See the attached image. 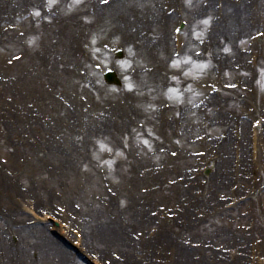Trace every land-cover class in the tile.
I'll list each match as a JSON object with an SVG mask.
<instances>
[{"label":"rangeland","instance_id":"1","mask_svg":"<svg viewBox=\"0 0 264 264\" xmlns=\"http://www.w3.org/2000/svg\"><path fill=\"white\" fill-rule=\"evenodd\" d=\"M2 1L6 3L4 9L8 15L5 11L0 12V159L6 162L0 174L12 178L13 181L5 182L4 189L0 187V264L19 262L45 264L39 252L28 250L29 238L27 242L21 240L22 236H28L29 231H32L31 235L37 232L41 228L39 225L28 226L22 232L24 234L14 232V235H11L4 230L5 225L15 230L18 228H15L14 224L24 225L32 220L30 215L22 214L18 219H10L7 224H3L5 209L9 208L10 202L16 203L14 197L23 199L30 196L35 199L37 208L57 210L58 207L65 206L63 190L77 195L74 204L71 202L67 205L70 213L68 212L64 217L72 220L74 227L81 228L82 225L80 226L78 222H84L87 226L86 214L90 217L100 215L101 209L110 204L109 197L112 195L117 196L113 198L115 204H120L118 209L121 212L127 210L133 196L144 205L147 215L153 219V222L148 226L147 231L143 232L142 227L132 230L131 236L135 240L138 237L147 239L150 233L157 232L160 223H155V220L163 217L167 219L166 213L172 214L175 208L166 204L169 200L166 192L161 189L149 190L144 176L145 170L159 166L161 173H166L163 180L168 175L165 178L166 185L176 181L183 172L185 176L182 177L180 186L185 187L190 184L189 175H192L194 169H199L195 167L198 156L194 157L191 154V160L189 158L181 161V148L182 152L189 151L195 155L203 150L207 153V148H210L208 152L210 161L219 157V154L211 148L217 147V141H211L210 147L209 141L197 140L205 136L202 130L206 128H203L202 124L205 120H209L208 114L201 116L198 123H188L190 120L183 115L185 107L192 108L196 100L206 95L208 86L218 85V82L239 85L230 92L222 91L219 97L227 100L222 106H216V112L219 107H223L224 117L230 119L234 116L232 119L234 121L244 120V115H249L251 119L261 116L264 118V81L260 79L259 81L256 77L264 72V0L258 2L257 8L253 5L251 14L244 16L245 26L250 24L252 26L246 33L239 34L235 43L227 36H222L213 49L208 47L209 52L206 51L204 44L208 40L210 29L215 23L224 28L230 24L229 19L220 20L217 17L215 1L209 3L210 0H186L184 5L182 0H149L152 6L157 4L159 17L180 3L183 6L180 7L184 8L182 19L188 22L182 33L186 47L178 58L173 56L171 41V30L180 21L178 12L175 13L176 19L168 25L162 26L157 20L151 25L147 24L145 18L147 9L145 3H128L125 0L124 5L116 7L118 14L122 15L124 12V19L129 20L130 23L126 31L118 33L114 32L113 28L121 23L120 20L111 22L106 19L107 15L100 20L85 16L87 14L82 9L83 5L87 2L99 5L101 0H34L35 2L16 0L11 1V4L10 0ZM189 1L196 3L198 7L209 9L210 12L205 19L198 22L188 15L187 9L191 7L190 4L187 7L186 5ZM231 1L233 2L230 3L235 5L239 4L236 0ZM24 13L28 16L23 17ZM70 20L74 22L69 26ZM62 21L70 27L67 32L57 28L61 26ZM255 32H262L263 36L252 46L250 39ZM73 34L75 40L71 39ZM165 35L168 36L169 44L162 43ZM104 45L108 48L104 49ZM114 46L123 49L122 60L115 61L110 54L109 48ZM255 49L258 55L261 51V57H258L256 65L252 67L250 53ZM215 52L218 54L220 67L209 59V55ZM233 54L239 55V62L232 58ZM94 65L115 66L122 78L123 89L106 86L98 71L94 69ZM88 70L96 74L95 80H97L92 86H89L86 83L87 79L79 73ZM77 76L80 78L76 79ZM253 79L255 87L252 84ZM129 85L132 87L130 88ZM34 87L41 95V104L34 102V92L30 94ZM198 90L201 95L193 96L192 93L197 94ZM22 91L27 93L24 97L27 98L24 105L31 106L34 103V109H30L33 111L32 116L39 112L34 110L40 109L39 121L44 125L43 128L49 127V129L35 128L34 134L31 135V132L22 128V126L28 128L29 124L24 123H30L23 114ZM68 107L76 109L78 113H75L80 114L74 121H70L67 116V111L74 113ZM121 111L126 115L123 123H118L117 114ZM131 111L137 114L134 121L130 120ZM100 114L103 115L102 118L98 117ZM205 124L208 126L207 123ZM249 124L247 121L245 130L247 144ZM127 126L129 131L126 130ZM207 130L210 138L222 140L226 137L223 139L224 142L230 134L233 137L231 141L236 139L233 135L237 130L232 125L228 127L220 124ZM195 140L198 141L196 146ZM44 144H49L54 151L56 149L72 158L74 163L72 168L66 170L58 162L46 158V155L44 157L41 153ZM232 149L233 143H230V152ZM54 151L48 152L51 156H56L57 153ZM253 166V172H257L259 169L257 163ZM211 174L212 171L208 176L200 177L197 193L194 188L190 189L194 196L199 197L202 188H207L209 192H203L206 193L207 198H210L211 191L206 184L211 183L208 181L211 179H207ZM105 177L108 178V185L103 184L101 180ZM86 179L95 180L100 184L99 188L94 186L93 181L89 186L84 185ZM253 179L251 183L256 182V179ZM2 180L4 178L0 175V183ZM260 182L262 181L256 183L255 190L262 185ZM57 183L62 186L54 191ZM227 183L231 186V183ZM250 185L247 183V189H241V193H250ZM31 189L35 194L40 189L48 193L54 191V195L52 199L31 196L29 193L32 192ZM212 195L214 200L208 201L215 203L219 201L220 204L218 209L204 208L206 211H214L209 222H204L200 228L193 231L191 226L179 229L183 228L181 226L176 230L182 245L185 246V241L190 243L198 240L213 244L212 235H216L217 228L227 226L230 212L221 213L227 196L225 193L213 194V192ZM147 203L151 204L147 205ZM91 205L93 210L88 211ZM166 206L164 214L161 213V208ZM257 206L258 204L255 206L246 202L239 212L242 218L238 222L245 224L247 220L244 217L262 216ZM185 208H188L193 216V209L198 212L203 211V208L192 202ZM234 215H237V211ZM74 217L78 222L73 220ZM174 221L175 217L170 219L169 228ZM48 226L50 227L49 224ZM41 229L43 233L50 235L49 230ZM82 229L83 232L87 231V228ZM146 232L148 234L145 235ZM3 241L14 246L11 262L5 256ZM73 241L74 237L71 236L68 242L72 244ZM229 243L226 242L224 245L228 246ZM99 248L107 254L105 257H110L107 259L102 257L101 261L111 262V258L117 254L113 248ZM90 256L91 254L88 258H92ZM198 256L200 255L193 254L191 258L197 261ZM152 261L153 264H160L156 258ZM204 264L213 263L207 258Z\"/></svg>","mask_w":264,"mask_h":264},{"label":"bare ground","instance_id":"2","mask_svg":"<svg viewBox=\"0 0 264 264\" xmlns=\"http://www.w3.org/2000/svg\"><path fill=\"white\" fill-rule=\"evenodd\" d=\"M16 1V0H12ZM27 1V0H26ZM30 2H34L33 0H29ZM121 0H113V3L119 2ZM28 2V1H27ZM231 0H224V8L223 11L225 13L224 19H229L230 24L229 26H226L225 28L215 23L213 27L212 32L210 33L208 42L209 45H215L217 40L222 39V36H227L228 38L232 39V41L235 43L236 37L239 36V34L246 33L248 30V26H245V20L244 16H248L250 12H252V6L260 0H239V4L235 5ZM0 9L4 8L2 0H0ZM87 5V3H86ZM86 5H84L86 7ZM114 5V4H113ZM113 5H109L108 7H112ZM107 7H97L96 13L97 14H103V11L106 12ZM152 7L148 8V13L152 10H150ZM194 11L191 12V14L196 17L197 19L201 18L203 15L208 14L209 11L195 7L193 9ZM157 12V10L155 11ZM227 12V13H226ZM227 14V15H226ZM122 15L118 14V10H116V6L110 13V18L112 21H115L117 19H120V16ZM114 16H117L114 17ZM157 19L158 15H154L153 19ZM174 17L170 16L169 19H165V21H170ZM74 22V20H70L69 26ZM126 21L122 17L121 18V26L119 27V30L125 31L124 28H127ZM61 28L64 31L70 30V27L65 23L61 22ZM60 27V26H59ZM69 27V28H68ZM74 27V26H72ZM76 28V27H75ZM71 34V33H70ZM69 34V35H70ZM72 40H75L74 35L71 36ZM168 38L165 37L164 42H166ZM234 59H239V55L233 54ZM212 61H216V59L212 58ZM216 99L213 100V102ZM193 112V111H192ZM199 114V112H197ZM211 123H217L222 124L225 126H231L233 123L231 120L223 117V112H219L217 115L212 116ZM243 131H242V137L246 135L244 129L246 128L245 123H242ZM227 140L224 142H220L219 146L217 148V152L221 154V160L219 163L216 164L214 169V178L212 181V185L209 186V189L213 194L215 193H224L226 192V184L227 181L233 180V173L230 167V161L228 152H229V145L231 143L232 137L230 134L227 135ZM242 145V159H241V169L239 172L245 171L246 173H250L252 171V163L249 161L248 157V150H247V144H241ZM55 161L63 165V168L66 170H69L72 165H74L73 160L69 158L66 155L57 154L55 157ZM214 168V165H213ZM238 172V173H239ZM151 173V172H150ZM148 173V174H150ZM240 176V174H238ZM151 186L155 187L159 184V181L162 180V176L159 174H154L151 176ZM178 179V178H177ZM62 180V179H60ZM242 180V176L240 178ZM6 183H10L8 179L4 180ZM94 183V186L96 188H99V185L92 180ZM91 180L89 181L86 179V182L84 185H90ZM177 183V193L175 197H178V207L176 211V220L173 222V225L171 228H168L167 223L169 224V220L164 218L163 223L160 224V228L156 233H152L147 239L145 237L137 238L136 240L131 236V231L136 228H141L142 231H147L148 226L151 225L153 222V219L149 217L145 211V208L143 204L139 205L140 203L136 201L135 198H133L130 202V205L127 207V210H124L121 212L115 204L113 197H117L116 195H112L110 198V205L107 209H101L100 215H91L89 222L87 223V231H85L82 239V245L87 250H92L94 248L98 250L97 253L102 257L107 254L104 253L99 247H104L105 249L113 248L115 249V252H117V258L111 259V264H152V258H162L164 260L161 264H198L195 263L192 260V254L193 251L189 250L185 246H183L178 238L176 231L179 227L183 226H190L191 223L194 221L192 219V215L186 214V209L181 205L179 201V194H183L182 196H185L189 201L194 200L197 201V203L200 204L202 208H205L208 206V201L205 196H203L201 199H194L195 197L192 196L189 193L188 189L180 188L179 189V182ZM62 186V185H60ZM59 184H55V189L60 187ZM53 193H49L47 196V193L43 194L45 197H48L49 199H52L51 197L54 195ZM64 192L66 190H63ZM183 191V193H182ZM39 193L45 192V190H39ZM37 193V192H36ZM35 196L39 197V194H35ZM65 196L67 199L69 198H77L76 195H72L70 193L65 192ZM17 205L11 204V207L13 210H20ZM120 212V214H119ZM110 214V215H109ZM112 215V216H111ZM122 216L124 218H122ZM196 220V219H195ZM200 223V222H199ZM193 227V226H192ZM181 229V228H179ZM39 232L36 234H33L32 236L28 237L29 241L27 242L26 238H23V242H27V248L28 250L33 249L39 252V256L41 257V260L45 262V264H64L65 261L68 260L69 253L65 250L60 248L58 245H55L53 240L48 237L43 231L38 230ZM176 232V233H175ZM148 234V232L145 233V235ZM144 235V234H142ZM224 236V234H223ZM239 238L245 237V232L240 231L238 232ZM222 238L221 236H217V241ZM225 240V238H224ZM32 243V244H31ZM99 246V247H98ZM138 247V248H137ZM198 253L202 254V258H206L209 254H214L213 252H210L209 250H198ZM52 253V254H51ZM140 256L141 259H137V256ZM12 258V257H10ZM108 258V257H106ZM213 261L216 262V264H225L221 260H217L215 254L212 256ZM70 260V259H69ZM146 260V261H144ZM245 260V259H242ZM246 261V260H245ZM239 264H242L241 259L237 261ZM72 264H76L73 262ZM199 264H203L202 262ZM244 264V261H243Z\"/></svg>","mask_w":264,"mask_h":264},{"label":"snow or ice","instance_id":"3","mask_svg":"<svg viewBox=\"0 0 264 264\" xmlns=\"http://www.w3.org/2000/svg\"><path fill=\"white\" fill-rule=\"evenodd\" d=\"M105 2H107V0H105ZM129 87L131 88L132 86H131V85H129Z\"/></svg>","mask_w":264,"mask_h":264}]
</instances>
